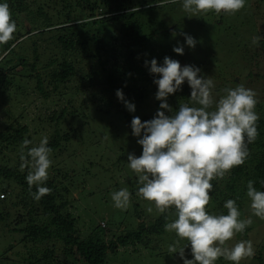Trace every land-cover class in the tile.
I'll use <instances>...</instances> for the list:
<instances>
[{
	"label": "trees",
	"instance_id": "1",
	"mask_svg": "<svg viewBox=\"0 0 264 264\" xmlns=\"http://www.w3.org/2000/svg\"><path fill=\"white\" fill-rule=\"evenodd\" d=\"M61 1L46 0L44 4L37 5L36 1L29 4L26 0H7L11 15L15 16L16 28L21 30L30 24L35 31L39 32L36 36L38 40L28 38L29 41L32 40L34 53L32 60L34 61H30L26 49L23 48L27 39L16 45L18 39L24 36L22 33L20 34V31L17 35L14 33L13 39L7 44L0 45V55L4 52L7 53L0 60V105H4L9 89H13L14 85L18 90L23 89V86L28 85L27 82H23L24 80L36 78L39 92L45 98L58 94L59 101L57 102L61 108L55 109L45 119L49 130L43 131V134H41L42 132L39 133L41 134L40 138L37 137V141L28 145V147L36 146L42 137L47 136L48 146L52 150L50 153L52 165L46 181V186L50 188V192L38 201L33 199L32 195L36 191L35 186L30 189L25 180L28 168H21L22 141L28 139L32 142V138L28 135V128L21 126L15 118L12 124L0 130V145L3 146V148L0 146V151L9 152L12 147H15L17 155L13 161L15 166H11V164L6 167L0 166V180L9 182L7 184L0 182V229H11L9 233L23 236L17 244L20 249L23 245L25 251L23 252L27 255L23 258L24 264H62L55 259V250L45 248L53 240L64 245L63 252L66 261L70 260L72 263L76 261V264H130L129 259L131 257L135 259L148 258L149 260L155 258L160 261L175 258L176 254L169 255L167 251L168 246L174 240L172 239L167 246L162 238L171 233L166 231L164 226L176 218L175 210L170 208L165 213H159L153 209L154 205L146 207L137 195L139 185L129 188L125 186L113 187V192L127 188L131 193L128 207L121 212L126 217H124L123 223L107 221L108 230L99 225L87 229L85 232H79V219L72 213L76 210L74 195L79 191L78 189L87 186L88 182L85 177L93 173L95 165L90 162V165L80 167L76 160L79 155L75 151V154L72 155L76 157L66 159L65 164H62V161L58 159L64 147L73 146V139L77 135L73 136L74 133L82 135V132L87 130L88 134L91 135L96 132L90 122L91 114L93 115L94 112H82L80 109L88 103L86 102L85 105L77 108V103L81 101L78 96L81 92L84 94L85 89L76 85L75 81L77 80L78 69L80 70L83 65L87 66L85 62L94 58V55L90 53L91 45L93 47L96 45L97 54H100L104 49L106 43L103 39L102 30L105 32L109 26H115L119 32L118 41L122 45H117V47L126 55L127 67L122 68L117 64L113 70L108 71L102 88L97 87L99 88L97 92L88 89L86 94L90 101L92 100L94 104L99 106L95 115L99 117L100 123L105 122L107 116L115 111L123 116L126 123L125 132H129L130 136L137 141L138 138L131 134L130 122L133 114L118 100L115 93L117 89H122L125 98L135 104L136 110L146 111L152 116V109L148 107L147 103L155 91L152 86L156 85L153 83L154 76L149 73L148 67L145 66V60L148 56L147 46L159 32L162 31L163 35L172 33L170 27H165V19L160 17L155 19V16L156 14L158 16L160 12L168 13V8L174 6L176 2L159 6L157 4L159 0H142L138 3L137 0ZM33 6H37V9L34 10ZM147 6L148 8H144ZM143 14L152 17L149 20L150 24L158 22L160 18L157 29L145 33L144 28L148 23L141 22L144 18ZM78 19L82 22L77 25L75 23ZM78 30L85 32L80 33ZM47 33L51 35V43L55 46V50L59 51L60 57L53 55L54 61L50 60L40 67L45 71L43 75L38 68L41 63L38 61L42 57L38 50H42L43 44L39 42L43 41L42 36ZM260 44L264 49V41H261ZM80 50L83 51L82 57L77 55ZM16 61L22 69L21 71L18 70L20 71L18 73L14 70L16 68L7 69ZM26 68L32 69L35 73L33 77L32 73L22 75V71ZM6 70L8 73L5 76ZM43 76L45 79H42ZM93 77L94 74L90 71L86 79L92 80ZM48 80L49 85L53 88L47 93L44 84ZM235 83L238 84V81ZM187 85L185 81L181 86L178 92L180 95L178 100L175 102L172 98L168 100L174 107L173 114L178 110L179 104L185 102L194 104L190 98L191 88ZM159 103L160 101L156 102V109H158ZM3 115L7 118L14 116L10 109L5 110ZM104 115L106 118H102ZM257 131L258 136L255 141L247 145L248 158L243 164L232 169L231 180H229L231 183L227 185L226 190L217 184L216 179L211 181L213 184L210 192L211 199L206 205V209L210 213L227 214V209L223 207L224 202L233 199L236 201L241 214L248 211L247 214L253 215L250 208L244 209L245 207H243L244 191H238V182L243 176L252 175L255 182L254 187L264 191V185L260 183V181H264V118L258 119ZM85 136L87 135L83 137ZM83 145L91 146V144ZM23 154L27 156V148L23 149ZM122 157L123 155L116 157V166H120L118 161L122 160ZM253 162H255V166L251 167ZM77 171L80 174L78 179L75 176ZM121 175L123 174L121 173ZM135 197L138 198V201ZM146 213L153 214L152 219H146ZM253 216L257 219V223L255 222L256 224L252 225L250 229L246 228L238 236L239 238L235 239V243L240 240H250L253 243V240L250 239L253 227L257 229V226L260 227V224L264 223V219ZM114 226L117 227L111 229ZM88 231L89 233L86 234ZM181 245L182 243H180ZM257 245L255 246L253 243L254 250L259 249ZM12 246L16 245L13 244L8 249H11ZM129 249L133 251L130 252ZM259 250V257L245 258L240 261V264H255L256 262L257 264H264L261 255V252H264V243ZM19 254H21V250H19ZM123 254H128L129 257L121 258ZM187 257L193 258L191 254ZM8 262L9 260L5 257L0 258V264H7ZM216 264H232V262L221 257L217 259Z\"/></svg>",
	"mask_w": 264,
	"mask_h": 264
},
{
	"label": "rangeland",
	"instance_id": "2",
	"mask_svg": "<svg viewBox=\"0 0 264 264\" xmlns=\"http://www.w3.org/2000/svg\"><path fill=\"white\" fill-rule=\"evenodd\" d=\"M26 1L29 4L36 1L37 5H42L46 2V0ZM58 1L62 2L61 0ZM138 1L142 0H137V3ZM175 2L174 6L172 5L168 8V13L165 12V14H163L160 12L161 16L160 14L157 16L156 14L155 19L157 17L165 19V27H170L172 33L163 35L161 31L154 37V40L147 46L148 56L146 60L150 61L155 58L158 64H162L163 58L167 56L179 61L181 66L195 65L199 67L201 69L200 75L206 76L213 81L214 88L212 89V95L214 99H219L220 96L224 95L225 93L223 90L225 88H236L240 85L250 88L256 93L257 104L255 111L259 118H264V49L260 44L261 41H264V0H246L245 7L232 15L223 12L221 14H216L214 11H209L207 13H196L194 16L183 10L181 0ZM144 8H148V6ZM33 9L36 10L37 6H33ZM143 17L141 22L148 23L144 28L145 33L157 29L160 18L158 22L150 24L149 20L152 17H147L146 14H143ZM11 18L14 20L15 16L11 15ZM81 22L82 21L78 19L75 24L78 25V23ZM151 25H153V27H150ZM116 29L115 26H109L106 28L105 32L102 30L103 39L106 43L104 49L100 54H97L96 45H94V43L93 45L95 47L91 45L90 53L94 55V58L85 62L87 66L83 65L80 67V70L78 69L76 76L77 80L75 79V84L85 89V93L83 94L81 92L78 96L81 101L77 103V108H80L81 105H85L87 102V105L80 108L81 111H88V113L94 112L90 117L93 129H96V132L91 134L94 135V137H91L87 130L83 131L82 135L80 133H74L73 136L75 134L77 135L73 139V146L64 147L58 159L62 161V164H65L66 159L69 160L76 157L73 156L76 152V154L79 155L76 160L80 167L90 165V162H93V165H95L93 173L85 177L88 182L87 186L78 189L79 191L74 195L76 210L72 213L79 219V232H85L87 229L99 225L108 230L109 226L107 225V221L123 223L125 215L121 214V212H123L121 209L114 207V203L111 199L113 187L125 186L129 188L130 186H141L138 183L137 174L128 167V155L132 153L139 156L142 153V147L130 136L129 132H125L126 123L122 115L114 111V113L112 112L107 116L108 118L105 122L100 123L99 117L95 115V111L99 109V106L94 104L92 100L90 101L89 96L86 94L88 89H91L92 92H97L99 88H102L104 86H102V83L105 82L108 71L113 70L117 64L122 68L127 67L126 55L117 47V45L121 46L122 43L118 41L119 32ZM19 31L20 34L22 33L24 36L18 39L16 45L27 39L23 48L26 49L27 57L30 61H34L32 60L34 57L32 40L29 41L28 38L38 40L36 36L39 31H35L30 24H27V26L21 30L16 28L15 34H19ZM78 32L83 33L85 31L78 30ZM185 33L196 39L197 43L195 47L190 48L185 44ZM254 38L258 40L257 44H253L252 41ZM42 40L43 41L39 42H42L41 44H43V46L41 51L38 50V53L41 52L40 54L42 56L38 61L39 63L41 62L38 68L39 72L44 75L45 71L40 67L50 60L54 61V59H52L53 55L60 57V53L57 49L55 50V46L52 45L50 34L47 33L42 36ZM180 45L184 46L182 55L173 51L174 47ZM6 54L5 52L2 53L0 55V60L4 58ZM77 55L82 57L83 51H78ZM9 68H16L14 70L17 73L22 70L17 64V61L15 64L9 65L7 69ZM90 71L94 74V77L92 80H87L86 78ZM7 73L6 70L4 75L6 76ZM31 73L33 77L35 73L31 68H26L22 71V75ZM42 79H45V76H43ZM37 81L36 78L27 81L24 80L23 82H27L28 85H21L23 89L20 88L19 90L14 85L13 89H9V94L6 97L4 105H0V130L12 124V121L16 118L21 126H26L28 128V135L32 138V143L37 141V137L40 138L41 134L44 133L43 131L49 130V126L45 122L48 115L55 109L61 108L60 104L57 102L59 101V98H57L58 94L45 98L38 90ZM235 81H238V84L235 83ZM47 83L45 82L44 87L48 93L53 87L49 85V80ZM15 84L17 85V82H15ZM152 89L155 91L150 96L149 102L147 103L148 107L152 109V116L146 111L143 112L141 110H135V112L132 113L133 116L139 117L142 122L152 119L157 112L156 102L158 100L155 99L157 86H152ZM178 92L179 90L169 95L167 98V103L173 111L174 107L168 100L171 98L174 99V102L178 100L180 98ZM182 104L196 106L193 103L189 104L187 102ZM8 109H10L14 115L12 118H7V116L5 117L3 115L5 110ZM165 114L171 115V113L166 110ZM102 118H106V115ZM37 134L39 135L37 136ZM84 135L87 136L83 137ZM83 144H91V146L87 147V145ZM0 146L3 148L2 145ZM14 148L15 147H12L9 152L5 150V152L0 151L1 167L9 166V164L15 166L13 161L16 159L17 155ZM18 150L19 148L17 151ZM121 155H123L122 160L118 161L120 166H116V157L118 158ZM254 166L255 162H253L251 167ZM120 168L122 169L120 170ZM120 172L124 176L121 175ZM231 175L232 169L223 178H217V184H219L222 189L226 190L227 185L231 183L229 181L231 180ZM75 176L76 179L80 177L79 171L75 173ZM249 180L254 181L252 175H245L238 182V191H244V209L250 208V200L246 195L247 182ZM0 182L4 184L9 183L7 180H0ZM138 198H140L139 200L143 202L146 207L154 205L153 209H156L154 202L147 201L141 196H138ZM138 198L135 197L136 201H138ZM247 213L248 211L241 214V219H251V224L247 226V228L250 229L252 225L257 223V219H255L253 215ZM145 216L146 219H152L153 214L150 215L146 213ZM115 227L117 226L111 229H115ZM10 231L11 229H0V258L5 257L8 259L9 262L7 264H24L23 258L27 255L24 253L23 245L20 249L17 244L22 240L23 236L9 233ZM88 233L89 231L86 234ZM239 235H241V233H237L228 241V246L234 244L235 239L239 238ZM162 238L167 246L172 239L174 241L177 240L176 235L174 236V232L166 234ZM250 239L253 240L255 246L258 244L257 246L260 249L264 243V223H261L260 227L257 226V229L253 227L250 233ZM180 243H182L181 246H183L186 241H180ZM13 244L16 246H12L11 249H8ZM63 247L64 245L59 243V241L56 242V240L51 241V243L45 246L48 250H55V259L60 263L76 264V261H74V263L70 260L66 261ZM259 249H255V255L252 257L257 258L260 256ZM19 250H21V254H19ZM129 251L131 252L133 250L129 249ZM16 252L17 254H15ZM189 254H191V249L190 246H187L185 248V258L191 259V257H187ZM176 255L175 258H170V260L160 261L155 258H150V261L148 258L141 259L137 257L139 259H135L131 257L129 261L130 264H183V260L178 254ZM261 255L264 260V252H261ZM127 257H129L128 254L121 255V258ZM255 264H257V262Z\"/></svg>",
	"mask_w": 264,
	"mask_h": 264
},
{
	"label": "clouds",
	"instance_id": "3",
	"mask_svg": "<svg viewBox=\"0 0 264 264\" xmlns=\"http://www.w3.org/2000/svg\"><path fill=\"white\" fill-rule=\"evenodd\" d=\"M175 0H159V6L174 3ZM186 13L235 14L245 7L246 0H181ZM135 11V9H133ZM16 22L11 18L7 0H0V45L13 39ZM185 44L193 48L197 41L184 34ZM253 44L258 40L253 39ZM173 51L183 54L184 46ZM153 83L157 86L155 99L160 101L154 117L141 121L133 116L130 127L142 153L128 155V167L137 174V195L154 202L159 213L170 208L175 210V219L165 224V230L174 232L177 240L168 246V254H178L183 264H216L218 258L240 264L245 258L255 255L252 241L240 240L231 246L230 241L237 233L245 231L251 219H241V212L233 199L224 202L227 214H212L206 209L211 199L212 180L223 178L249 156L247 145L258 136L255 111L256 93L243 85L225 88L224 95L214 99L212 79L200 75L195 65L181 66L179 61L165 56L162 64L155 58L145 61ZM187 82L191 88L190 98L197 106L179 104L173 110L167 103L169 95L176 93ZM116 97L130 112L135 104L128 101L122 89L116 90ZM165 110L172 113L166 115ZM22 141L21 168H28L25 180L31 189L33 199L40 200L50 192L46 186L52 165L48 137L44 136L36 146ZM27 148V156L23 149ZM254 181L247 182L246 195L250 200L252 214L264 219V191L254 187ZM264 185V181H260ZM131 193L121 188L111 194L114 207L126 209ZM180 241H186L180 246ZM190 245L192 259L185 258V248Z\"/></svg>",
	"mask_w": 264,
	"mask_h": 264
},
{
	"label": "built area",
	"instance_id": "4",
	"mask_svg": "<svg viewBox=\"0 0 264 264\" xmlns=\"http://www.w3.org/2000/svg\"><path fill=\"white\" fill-rule=\"evenodd\" d=\"M105 225V224H104Z\"/></svg>",
	"mask_w": 264,
	"mask_h": 264
}]
</instances>
